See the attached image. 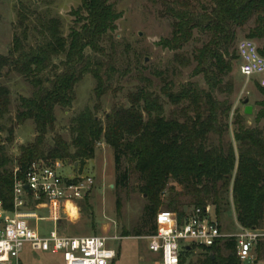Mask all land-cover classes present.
Instances as JSON below:
<instances>
[{"label": "trees", "instance_id": "16d2710c", "mask_svg": "<svg viewBox=\"0 0 264 264\" xmlns=\"http://www.w3.org/2000/svg\"><path fill=\"white\" fill-rule=\"evenodd\" d=\"M161 4L160 15L170 19V37L160 41L163 48L175 52L180 66L194 63L193 75H201L206 88L189 82L175 83L155 72L160 78L159 93L140 87L127 94L126 103H113L103 119L97 117L102 97L114 87L120 72L115 62L116 42L113 32L120 13L112 0H80L71 11L74 25L63 36L57 18L38 19V40L25 46L27 20L19 13L20 34H14L12 47L0 55L2 70L22 76L32 87L29 97L21 96L14 116L15 124L30 120L36 135L32 143L20 147L16 166L9 168V158L0 146V201L5 210L13 204L14 170L23 179L26 167L33 161L83 165L94 157L95 147L103 142L113 151L116 170L123 161L126 169L118 173L115 186L125 187L129 172L142 179L140 192L145 196L140 224L147 235L155 230V215L170 210L181 215L183 199L192 207L213 206L219 220L223 205H229L227 193L239 226L264 230V125L247 127L235 115L233 140L225 141L231 103L227 95L232 83L225 78L232 72L238 57L234 47L237 31L250 21L245 38L260 42L258 52L264 57V0H150ZM194 31L207 36L189 57L179 53L193 40ZM109 46V51L106 48ZM63 57L57 64L55 58ZM49 71L50 75H45ZM174 73V72H173ZM95 83L94 104L70 119V140L55 134L51 146L45 136L55 130V108L68 109L75 99L74 88L85 76ZM48 78L47 80L45 78ZM144 81L149 83L148 78ZM257 87V86H256ZM263 100L255 115L264 119V89L257 87ZM216 94L224 95L218 99ZM163 96L173 109L166 114ZM10 91L0 85V131L2 120L9 114ZM13 128H8L11 142ZM215 138V140L213 139ZM180 187L177 191L170 182ZM167 193L166 199L163 194ZM120 202L116 200V210ZM140 236V229H135ZM127 235V232H123ZM146 236V235H145ZM264 243L259 239L257 249ZM198 264H239L235 239H225L208 249ZM184 261L181 256L180 264ZM113 264V262L111 263Z\"/></svg>", "mask_w": 264, "mask_h": 264}, {"label": "rangeland", "instance_id": "374dc122", "mask_svg": "<svg viewBox=\"0 0 264 264\" xmlns=\"http://www.w3.org/2000/svg\"><path fill=\"white\" fill-rule=\"evenodd\" d=\"M116 11L120 13V18L116 21V29L113 38L116 42L115 62L120 72L127 70L126 74L116 78L114 87L119 90L114 94L111 91L106 93L101 99V109L97 117L103 119L108 113L113 103L127 101V94L140 87H149L155 93H159L161 86L160 78L155 72H161L163 76L171 79L175 85L192 82L200 88H206L201 75H193L194 63L185 67L174 61L175 52L163 48L160 41L170 37V19L160 15L161 4L152 3L150 0H112ZM80 4V0H0V55H6L12 47L14 34H20L22 27L19 23V13H23L27 18L24 25L27 26V40L25 46H32L38 40L36 32L38 19L57 18L61 24V33L66 36L70 28L74 25V16L71 14ZM252 25L250 21L242 30L237 31L238 40L245 38L248 27ZM207 40V36L194 31L193 40L184 45L179 52L185 57H189L195 47L201 46ZM256 42L260 46V42ZM109 49V46L106 45ZM63 57L55 58L57 64ZM239 61L234 62L232 72L225 78V81L232 83L231 91L227 95L231 103L229 114L228 131L224 135L225 141H231L236 151V143L233 140L235 125L233 120L239 114L247 127H259L264 125V119L255 121V115L259 110V102L263 100L258 88L252 80H248L240 75ZM174 72V73H173ZM0 85L6 86L10 91V112L2 120L4 129L0 131V146L3 147L4 154L9 158V168L16 166V159L19 155L20 147L33 142L36 135L34 124L28 120L21 125L15 124V113L18 107L19 98L29 97L33 91L31 85L14 72L2 70ZM45 75H50L47 71ZM149 79V83L144 81ZM48 79L47 77L45 78ZM95 83L90 75H85L76 84L75 99L68 109L55 108V130L45 136V146L49 147L53 143L55 134L61 135L66 141L70 140L68 130L70 119L83 111L91 108L95 102L93 89ZM218 99L225 97L216 94ZM165 113L168 114L173 107L161 96ZM247 98L246 105H250L252 112L250 115L244 114L243 100ZM13 128L11 142L7 141L8 128ZM215 140V138L213 137ZM76 164V165H75ZM64 174L89 176L93 180V185L88 195L77 201L76 219H71L66 214L62 204H52L41 198L38 201L28 200L26 210L36 214V218L30 219L31 226L39 231L56 230L62 236H105L117 237V240L109 242L110 247L117 251V256L113 264H155V256L147 249V241L143 236L147 235V228L140 224V217L145 196L140 192L142 179L139 174L129 172L125 187L115 186L118 173L126 169V164L122 161L119 170H116L113 151L100 142L95 147L94 157L84 162L83 165L65 161ZM76 167V169L74 168ZM177 191L180 187L174 182H170ZM167 193L163 194L166 199ZM229 205H223L219 215V224L223 232L235 233L238 231L235 212L231 204L230 192L227 193ZM119 199L120 208L116 210V200ZM183 210H189L193 205L187 204V198L183 199ZM46 204L45 206H39ZM74 206L71 203L66 204ZM213 216V206H210ZM135 229H140V236L135 235ZM264 231V230H261ZM123 232H127L124 235ZM264 243V238L261 239ZM208 249L193 247L191 251L181 254L184 257L182 264H198L201 259L208 255ZM252 258L242 260L239 264H264V245L260 249L256 246L252 248ZM20 264H63L59 254L51 252L33 251L29 245H25L19 255Z\"/></svg>", "mask_w": 264, "mask_h": 264}, {"label": "built area", "instance_id": "2783aa9c", "mask_svg": "<svg viewBox=\"0 0 264 264\" xmlns=\"http://www.w3.org/2000/svg\"><path fill=\"white\" fill-rule=\"evenodd\" d=\"M241 76L264 89V57L252 39L243 38L235 46ZM61 161H33L24 171L23 179L14 170L13 204L5 210L0 201V264H20L19 255L25 245L33 251L59 254L63 264H111L117 251L109 242L117 237L62 236L56 230L45 233L31 226L30 219L36 214L26 210L28 200L41 198L52 204H66L77 208V201L90 192L93 180L89 176L64 174ZM27 185L29 191L24 189ZM40 204L39 206H45ZM67 214V213H66ZM155 230L143 236L147 249L154 254L155 264H180L181 254L193 247L209 249L225 239L234 238L236 255L240 261L252 258V248L264 231L238 226V231L223 232L210 206L204 209L192 207L179 215L170 210H159L155 215Z\"/></svg>", "mask_w": 264, "mask_h": 264}, {"label": "water", "instance_id": "95a60500", "mask_svg": "<svg viewBox=\"0 0 264 264\" xmlns=\"http://www.w3.org/2000/svg\"><path fill=\"white\" fill-rule=\"evenodd\" d=\"M33 1H35V0H33ZM247 102H248V99L245 98V99L243 100V104H245V107H244V111H243V112H244L245 115H250L251 112H252V108H251L250 105H246ZM24 189H25L27 192L29 191V188H28L27 185L24 186Z\"/></svg>", "mask_w": 264, "mask_h": 264}, {"label": "bare ground", "instance_id": "6f19581e", "mask_svg": "<svg viewBox=\"0 0 264 264\" xmlns=\"http://www.w3.org/2000/svg\"><path fill=\"white\" fill-rule=\"evenodd\" d=\"M66 213L69 214L71 219H76L78 215L77 208L75 206H68Z\"/></svg>", "mask_w": 264, "mask_h": 264}, {"label": "crops", "instance_id": "0c3cea01", "mask_svg": "<svg viewBox=\"0 0 264 264\" xmlns=\"http://www.w3.org/2000/svg\"><path fill=\"white\" fill-rule=\"evenodd\" d=\"M76 165V164H75ZM75 169H76V167H74ZM40 232H42V233H45V232H47V231H40Z\"/></svg>", "mask_w": 264, "mask_h": 264}]
</instances>
